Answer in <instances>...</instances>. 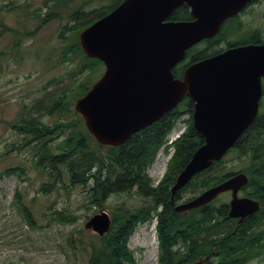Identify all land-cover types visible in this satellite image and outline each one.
Wrapping results in <instances>:
<instances>
[{
	"label": "trees",
	"instance_id": "trees-1",
	"mask_svg": "<svg viewBox=\"0 0 264 264\" xmlns=\"http://www.w3.org/2000/svg\"><path fill=\"white\" fill-rule=\"evenodd\" d=\"M124 1L111 0L109 4L94 8L87 0H44L41 7H34L29 1L0 6V39L10 36V44L7 51L1 53L2 56L19 55L24 42H34L33 39L44 27L60 20L64 23L57 34L58 44L51 52L56 53L55 65L65 67L70 76L66 87L55 92L47 105L42 99L31 106H22L19 118L9 126L23 137L24 143L12 147L21 151L36 143L32 153L35 158L33 164L48 176V181L40 187L43 194L58 190V184L62 182L68 192L85 186L87 202L100 208L114 195L138 196L144 201L139 206L121 203L114 207L110 212L112 229L103 237L92 232L91 238L86 240L82 229L71 235L69 243L73 249L83 253L86 258L84 264H138L129 247L130 239L138 228L154 222L158 236V264H192L208 256L211 258L206 264H250L264 256L263 118L254 121L220 162H215L194 177L175 196V201L180 202L191 189L197 196L237 173H246L249 183L242 192L244 196L258 200L261 209L237 227V220L229 218V203L221 197L188 214L175 212L171 189L204 143L203 137L193 127L194 102L190 98L186 97L157 123L134 134L118 147L101 146L88 131L83 117L74 109L76 101L92 89L105 69L103 62L86 56L79 36ZM11 14L19 17L18 27L5 22V16ZM170 20L192 21L193 17L190 9L183 6L171 15ZM231 23H226L215 38L205 40L188 51L186 58L190 62L173 70L175 78L181 79L182 72L190 64L222 52L224 49L209 52L220 42L236 47L255 40L252 36H242L238 29L229 30ZM30 24L33 26L30 27ZM201 45L205 46L203 50ZM45 62L48 60L45 59ZM41 111L56 117V120L52 124L42 122L36 116ZM186 114L189 115L187 130L174 144L166 173L155 186L149 171L166 146L176 121ZM56 142L58 144L53 146ZM165 149L169 151V147ZM232 154L242 162L237 171L226 165L227 158ZM24 172V167L16 166L5 173L21 176ZM91 182L92 185H89ZM16 202L28 225L36 228L31 208L20 192L16 195ZM55 215L64 225L78 221L73 214L56 212Z\"/></svg>",
	"mask_w": 264,
	"mask_h": 264
},
{
	"label": "water",
	"instance_id": "water-1",
	"mask_svg": "<svg viewBox=\"0 0 264 264\" xmlns=\"http://www.w3.org/2000/svg\"><path fill=\"white\" fill-rule=\"evenodd\" d=\"M254 1L125 0L79 36L86 56L105 65L102 77L75 103L90 134L101 146L118 147L190 98L193 127L204 143L171 189L175 212L188 214L231 193L229 218L238 220L237 227L261 209L258 200L240 196L249 183L246 173L188 201L176 202L175 196L220 162L256 120L263 95L264 44L227 47L190 64L181 79L173 70L188 51L215 38L229 18ZM183 6L193 20H170ZM111 229L112 217L104 209L85 224V230L100 237ZM210 258L192 264H206Z\"/></svg>",
	"mask_w": 264,
	"mask_h": 264
},
{
	"label": "rangeland",
	"instance_id": "rangeland-1",
	"mask_svg": "<svg viewBox=\"0 0 264 264\" xmlns=\"http://www.w3.org/2000/svg\"><path fill=\"white\" fill-rule=\"evenodd\" d=\"M24 1H29L34 7H41L44 2L0 0V6ZM87 1L94 8L109 4L111 0ZM261 5L264 9V2ZM43 11L45 13V8ZM18 20L19 17L14 14L5 16V22L13 27H18ZM250 22L254 23V20ZM62 23L64 22L55 20L44 27L33 39L34 42L23 43L19 55L2 56L1 53L7 51L10 44V36L0 39V264H84L86 258L83 253L73 249L69 243L71 235L82 229L86 240H89L92 231L85 230V224L93 215L100 213L102 209L110 213L121 203L139 206L144 202L138 196L132 198L126 194L114 195L100 208L87 202L85 186L68 192L62 186V182H59L58 190L43 194L40 187L42 183L48 181V176L33 164L35 158L32 153L36 143L24 147L21 151L12 147L14 144L19 146L24 143L23 137L9 126V123L19 118L22 106L24 104L31 106L35 101L42 99L45 101L44 105H47L52 95L68 84L70 76L66 68L55 65L56 53L51 52L58 44L57 34ZM31 26L33 25L30 24ZM226 46L227 42H220L209 52L224 49ZM203 48L205 46L201 45L200 49ZM45 59L48 62H45ZM51 80L55 82L52 83ZM36 116L46 124H52L56 120V117L53 118L44 111ZM57 144L56 142L52 145ZM166 161L165 155L160 153L156 164L149 171L153 180L157 176L160 177L158 180L162 179L168 167L164 164ZM162 162L163 166L158 170V164ZM226 165L237 171L242 162L232 154L227 158ZM16 166L24 167V174L8 176L5 173L7 169ZM18 192L30 206L36 228L28 225L18 209L16 202ZM195 195L192 189L189 190L180 203ZM240 196H244V193L242 192ZM230 199L229 193L221 196V200L228 203ZM56 212L73 214L77 216L78 221L72 225L61 224L57 220ZM129 247L134 252L138 264H158L156 223L138 228L130 239ZM250 264H264V256L251 261Z\"/></svg>",
	"mask_w": 264,
	"mask_h": 264
},
{
	"label": "flooded vegetation",
	"instance_id": "flooded-vegetation-1",
	"mask_svg": "<svg viewBox=\"0 0 264 264\" xmlns=\"http://www.w3.org/2000/svg\"><path fill=\"white\" fill-rule=\"evenodd\" d=\"M263 2L264 0H255L254 2L249 4L244 10H242L239 14L233 16L232 18H229L223 24L222 28H224L226 23L232 21V23L229 25V30L232 31L234 29H238L242 32L241 33L242 36L255 37V40L247 41L249 43L242 44L240 46L264 44V9L261 8L262 7L261 4H263ZM252 19L254 20V23L250 22ZM227 47L228 44L226 48ZM187 62L190 61L186 59L184 62L179 64V66H182ZM185 70L186 69H184V71L182 72V77L184 75ZM262 85H263V95L260 100V109L257 118L261 117L264 119V78L262 79Z\"/></svg>",
	"mask_w": 264,
	"mask_h": 264
},
{
	"label": "built area",
	"instance_id": "built-area-1",
	"mask_svg": "<svg viewBox=\"0 0 264 264\" xmlns=\"http://www.w3.org/2000/svg\"><path fill=\"white\" fill-rule=\"evenodd\" d=\"M181 126V124H179ZM183 130H174L168 137V145H173L174 142L182 135Z\"/></svg>",
	"mask_w": 264,
	"mask_h": 264
}]
</instances>
